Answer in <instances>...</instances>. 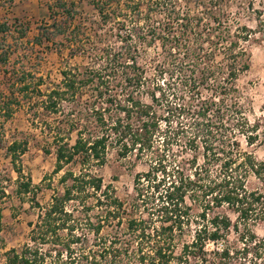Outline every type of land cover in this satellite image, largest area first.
Listing matches in <instances>:
<instances>
[{
	"label": "trees",
	"instance_id": "trees-1",
	"mask_svg": "<svg viewBox=\"0 0 264 264\" xmlns=\"http://www.w3.org/2000/svg\"><path fill=\"white\" fill-rule=\"evenodd\" d=\"M197 1L213 22L210 29L201 28L204 16L183 9L192 0H87L97 13L92 20L75 11L76 0L56 1L52 22L30 43L58 45L62 37L70 60L82 57L87 63L67 66L60 83L46 92L43 78L6 69L14 50L5 38L17 33L26 39L29 29L18 21L0 22V67L8 91H0V113L8 121L15 106L33 104L55 148L53 174L63 173L62 189L31 224L30 242L7 252V264H231L250 253L254 264H264V237L249 224L264 222V193L246 185L249 173L264 181V161L239 150V137L249 146L259 140V124L247 119L237 86L251 68L246 44L254 32L246 25L235 32L225 25L227 0ZM106 26L110 30L102 31ZM156 44L162 60L149 75L140 54ZM111 149L121 159L148 162L149 170L136 175V201L129 204L143 207L146 218L129 215L131 208L97 173ZM27 150V140L6 146L19 176L17 194L40 207V188L24 175ZM216 165L219 176L212 178ZM197 202L195 216L191 203ZM223 206L236 221L218 211ZM95 208L97 221L90 215ZM2 219L0 211V231ZM115 221L126 224L125 230L103 236L106 224ZM192 223V240L184 242ZM230 231L242 247L230 241ZM210 244L217 247L209 250Z\"/></svg>",
	"mask_w": 264,
	"mask_h": 264
},
{
	"label": "rangeland",
	"instance_id": "rangeland-1",
	"mask_svg": "<svg viewBox=\"0 0 264 264\" xmlns=\"http://www.w3.org/2000/svg\"><path fill=\"white\" fill-rule=\"evenodd\" d=\"M56 1L58 0H14L12 4L0 1V22L14 24L18 21V24H22L29 29L26 39H18L17 33H11L5 38V44L12 45V50H14L6 69L10 72L27 71L33 73L37 78H43L42 92H46L60 83L61 71L67 66L87 63L82 57L70 60L69 50L63 49L60 45L63 42L62 37L57 38L58 45L49 44L39 47L30 43L41 26H46V24L52 22L53 11L51 6H54ZM62 1L71 2L72 0ZM196 1L192 0L191 3H184L183 9L185 11L191 9L190 11L193 14L199 13L201 17L204 16L201 28L203 30L210 29L213 22L206 18L203 6L197 7L199 1ZM76 2L75 11L79 12L78 14H84L89 20L97 17V13L87 3V0H76ZM258 11L262 12L261 24L257 20ZM226 12L223 20L225 25L231 27L233 32L239 26L244 25L254 32L251 41L246 44L251 57V68L241 75L237 81V86L239 99L247 119L251 124H259V140L253 146H249L245 137L241 136L239 137V150L247 153L252 152L257 160L264 161V0H227ZM103 30H110V26H106ZM224 47H226L225 42L221 44V48ZM162 54L160 44L141 50L140 62L146 67L149 75L155 73L156 61L162 60ZM4 69L5 67H0V91L8 94L5 86L7 81L5 74L2 72ZM5 94L2 95L3 98L6 96ZM38 100L34 99L33 102ZM32 105L23 101L21 106H15L14 114L8 121H5L0 113V139H2L4 146L0 148V211L3 216V227L0 231V264H7V252L12 249L21 250L24 245L30 242L31 224L38 221L43 208L50 204L55 190L62 189L59 178L63 173L53 174L56 163L55 148L49 145L47 134L42 132L41 126L43 124L41 125V123H43V120L39 119L42 118V113L39 114V111ZM15 140H27L28 142V150L22 156L21 161L24 175L31 179L35 187L40 188L37 191V202L40 207L33 205L30 196L22 199L17 194L19 176L15 172L6 151V146ZM182 144L184 146V143ZM183 157L188 158L189 156L184 154ZM199 157V164H203L201 151ZM68 168L78 171L74 165ZM95 169L103 177L105 184L114 186L119 198L125 202V208H131L132 214L128 210L126 211L129 215L141 218L147 217V212L144 211L143 207L132 208L129 204H135L136 201L134 185L136 175L149 170L148 162H135V158L132 156L121 159L117 156L116 150L111 149L108 153L106 165L102 168L95 167ZM219 169V165L211 168L212 178L219 176ZM246 185L249 189L258 188L264 193V181L257 178L253 173L247 174ZM138 204L140 203L138 202ZM191 204L192 213L196 216L200 212V205L198 202ZM99 210L95 208L90 212L94 221H97L95 216L99 213ZM218 211L229 214L233 222L237 219V215L229 211L227 206L219 208ZM78 215L83 217L81 214ZM117 222L106 224L102 235L113 237L120 230H125L126 224L120 225ZM249 224L259 238L264 237V222L251 221ZM195 226V223H192L189 228H186V233L182 237L184 242L192 240V231ZM90 237L93 239L92 235ZM229 239L232 243L238 242V234L230 231ZM238 244L242 247V243L238 242ZM218 246L221 248V244ZM216 247L210 244L208 249L213 250ZM252 254L250 253L249 257L245 259L236 257L231 264H240V262L254 264Z\"/></svg>",
	"mask_w": 264,
	"mask_h": 264
}]
</instances>
